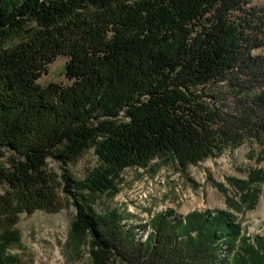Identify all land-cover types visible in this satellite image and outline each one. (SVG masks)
<instances>
[{
	"label": "trees",
	"instance_id": "obj_1",
	"mask_svg": "<svg viewBox=\"0 0 264 264\" xmlns=\"http://www.w3.org/2000/svg\"><path fill=\"white\" fill-rule=\"evenodd\" d=\"M247 0H0V264H20L22 213L57 211L48 170L95 147L85 179L62 174L78 208L77 245L97 264H264L229 209L159 211L139 227L98 214V194L118 193L128 167L169 157L182 168L264 133V10ZM69 85L39 84L59 55ZM230 98L232 103H229ZM237 182L254 205L264 171ZM141 229H148L142 239Z\"/></svg>",
	"mask_w": 264,
	"mask_h": 264
},
{
	"label": "rangeland",
	"instance_id": "obj_2",
	"mask_svg": "<svg viewBox=\"0 0 264 264\" xmlns=\"http://www.w3.org/2000/svg\"><path fill=\"white\" fill-rule=\"evenodd\" d=\"M247 7L264 10V0H247ZM264 55V46L254 50ZM68 56L59 55L39 79L43 87L51 83L69 85L66 75ZM232 99L230 98L229 103ZM12 154L0 146V163L9 165ZM100 165L96 148L92 147L77 160L62 165L53 159L48 170L60 183L61 208L22 213L16 228L21 243L11 249L20 264H97L90 239L77 245L73 238V222L78 208L64 191V169L77 180H85ZM254 170L264 171V133L246 139L238 148L227 149L218 157L182 168L169 157L157 158L146 167H128L117 182L118 193L98 194L89 205L98 214L122 212L132 226L139 227L159 211L173 210L177 215L199 209H229L250 237H264V182L259 185L256 203L240 204L242 194L232 179L244 181ZM4 187L0 188L3 193ZM146 238L148 229H141Z\"/></svg>",
	"mask_w": 264,
	"mask_h": 264
}]
</instances>
